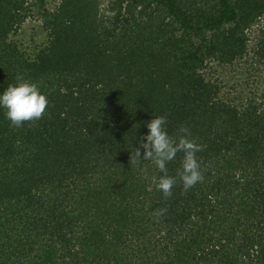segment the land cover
<instances>
[{"label": "trees", "instance_id": "1", "mask_svg": "<svg viewBox=\"0 0 264 264\" xmlns=\"http://www.w3.org/2000/svg\"><path fill=\"white\" fill-rule=\"evenodd\" d=\"M253 29L264 58V0H0V92L22 76L49 101L21 126L0 108V264H264V87L211 74ZM156 116L202 146L203 181L184 190L178 152L167 197L131 160Z\"/></svg>", "mask_w": 264, "mask_h": 264}, {"label": "clouds", "instance_id": "2", "mask_svg": "<svg viewBox=\"0 0 264 264\" xmlns=\"http://www.w3.org/2000/svg\"><path fill=\"white\" fill-rule=\"evenodd\" d=\"M16 79L17 83L9 85L0 92V108L5 110V116L13 126H21L26 121L42 118L49 101L37 83L22 76H17ZM146 127L148 131L140 139L134 155L131 154V160L135 164H139L141 160L151 161L163 173L151 179L164 196H171L176 184V177L168 175L167 165L176 158L178 152L184 153L182 171L178 172L184 190L187 191L203 181L204 176L196 156L202 146L188 137L186 128L179 129L184 135H180L177 139L169 134L167 119L164 116H156L148 120ZM164 211L161 209L156 214L162 215Z\"/></svg>", "mask_w": 264, "mask_h": 264}, {"label": "rangeland", "instance_id": "3", "mask_svg": "<svg viewBox=\"0 0 264 264\" xmlns=\"http://www.w3.org/2000/svg\"><path fill=\"white\" fill-rule=\"evenodd\" d=\"M59 2L60 0H47V7L53 9ZM41 22L37 14L28 16L12 38L29 50L34 49L36 45L40 46L47 41V33L42 31ZM258 33L259 29H253L248 33L251 42L248 44L247 55L235 60L230 66L212 68L211 74L222 81L223 91H231L232 94H238L246 99L256 95L264 87V58H260L255 50H252Z\"/></svg>", "mask_w": 264, "mask_h": 264}]
</instances>
